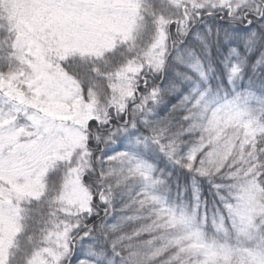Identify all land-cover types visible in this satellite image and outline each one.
I'll return each instance as SVG.
<instances>
[{
  "label": "snow or ice",
  "instance_id": "snow-or-ice-1",
  "mask_svg": "<svg viewBox=\"0 0 264 264\" xmlns=\"http://www.w3.org/2000/svg\"><path fill=\"white\" fill-rule=\"evenodd\" d=\"M0 264H264V0H0Z\"/></svg>",
  "mask_w": 264,
  "mask_h": 264
}]
</instances>
